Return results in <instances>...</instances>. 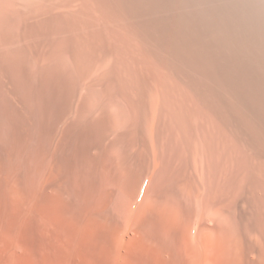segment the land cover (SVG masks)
<instances>
[{"label":"rangeland","instance_id":"374dc122","mask_svg":"<svg viewBox=\"0 0 264 264\" xmlns=\"http://www.w3.org/2000/svg\"><path fill=\"white\" fill-rule=\"evenodd\" d=\"M70 1L0 0V164L21 182L31 166L54 169L51 183L74 192L77 205L99 194L120 199L156 168L152 195L173 203L209 197L233 222L239 208L247 210L263 233L264 151L235 129L228 107L177 64L128 1Z\"/></svg>","mask_w":264,"mask_h":264},{"label":"bare ground","instance_id":"6f19581e","mask_svg":"<svg viewBox=\"0 0 264 264\" xmlns=\"http://www.w3.org/2000/svg\"><path fill=\"white\" fill-rule=\"evenodd\" d=\"M126 1L145 18L154 38L181 61L179 66L198 79L213 101L228 107L238 124L235 129L242 126L251 143L264 151V0ZM40 71L50 78L49 70ZM34 97L39 107L47 103L42 88ZM12 169L0 164V264H264V232L255 227L250 212L239 208L233 222L228 208L211 203L209 197L190 203L179 197L180 203H173L154 196L149 186L156 168L132 190H121L124 197L116 194L120 199L113 195L101 199L99 194L100 199L80 205L71 202L74 192L70 194L69 188L62 192V186L51 183L54 169L41 168L48 175L44 177L40 168L31 166L23 182Z\"/></svg>","mask_w":264,"mask_h":264}]
</instances>
